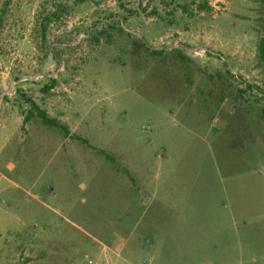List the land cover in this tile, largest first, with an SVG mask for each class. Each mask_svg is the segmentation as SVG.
<instances>
[{"label": "rangeland", "instance_id": "obj_1", "mask_svg": "<svg viewBox=\"0 0 264 264\" xmlns=\"http://www.w3.org/2000/svg\"><path fill=\"white\" fill-rule=\"evenodd\" d=\"M211 262L264 264V0H0V264Z\"/></svg>", "mask_w": 264, "mask_h": 264}, {"label": "trees", "instance_id": "obj_2", "mask_svg": "<svg viewBox=\"0 0 264 264\" xmlns=\"http://www.w3.org/2000/svg\"><path fill=\"white\" fill-rule=\"evenodd\" d=\"M39 109V108H38ZM39 116L42 118V120L44 122H46L47 124H50V125H53V126H56V127H60V128H65L66 129V126L63 125V124H60L56 119H53L51 117H49L45 111L43 110H40L39 109Z\"/></svg>", "mask_w": 264, "mask_h": 264}, {"label": "crops", "instance_id": "obj_3", "mask_svg": "<svg viewBox=\"0 0 264 264\" xmlns=\"http://www.w3.org/2000/svg\"><path fill=\"white\" fill-rule=\"evenodd\" d=\"M211 264H213V263L211 262Z\"/></svg>", "mask_w": 264, "mask_h": 264}]
</instances>
